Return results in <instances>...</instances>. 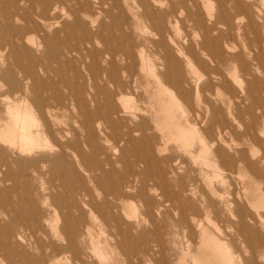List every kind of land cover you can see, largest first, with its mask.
Segmentation results:
<instances>
[{
	"label": "rangeland",
	"instance_id": "374dc122",
	"mask_svg": "<svg viewBox=\"0 0 264 264\" xmlns=\"http://www.w3.org/2000/svg\"><path fill=\"white\" fill-rule=\"evenodd\" d=\"M38 1L0 0V116L2 117L6 115L7 104L14 99L26 98V102L36 114V124L42 121L37 109L39 99L44 104L53 103L57 106L56 94L65 96L69 92H75L78 87H81L82 94L89 99L88 95L97 93L96 85L100 84V81L92 78L95 73L93 63L95 57L91 58V56L95 51L103 49L107 43L124 41L126 44L127 35L141 41V46L145 44L148 48L152 46L151 41L155 42L159 39L154 26L145 17H142V25L138 23L128 8H124L121 14L114 8L115 17L108 15V11L111 10V0L107 4H102V0H61L57 2L59 5L57 10L47 16V22L38 27L37 24H42L41 19L32 9V5L39 8ZM130 1L137 4L133 0ZM172 1L176 5V14H179L181 8L179 1ZM195 1L198 4L196 8L186 6L193 15V21L188 19L185 12L183 16L178 15V22L173 18L174 25L182 31L172 30L165 23L167 33L177 37L171 41L179 42L185 48L193 46L194 49L189 48L187 54L193 62L195 72L188 66L187 59L180 56L174 48L170 60L171 70L177 67V61L182 76L188 80V83L184 82L177 88L167 85L178 96L181 104L189 109L190 122L196 123L201 133L208 131L204 135L208 138L210 147L203 149L196 143L192 148L194 156H191L184 153L173 141L168 142L160 138L158 132L153 129L148 130L153 136L149 138V142L154 148L149 149L152 152L149 156L151 176L146 180V193L150 197V206L156 217L148 226L149 235L153 239V249L142 253L141 264H191L193 252L186 244L190 238L194 243L199 241L198 223L200 222L230 245L237 263L251 256L249 245L245 242L247 231L238 228L239 218L233 217V210L236 205L247 206L243 182H241L242 176L251 180L253 186L260 185L262 189L264 180L260 177L252 178L248 170L239 167L238 163L223 164L220 166L221 169L213 165L214 147L212 148L210 122L213 113L209 102L212 106L223 108L225 110L223 116L233 122L237 131L242 130L239 129L238 121H234L228 115V106L216 101V89L211 88L208 91V79L211 74L207 70V60L210 66L215 65L214 61H211L210 54L216 49L223 50L225 56L239 54L240 66H245L248 73L252 71L258 74L255 77L246 75L245 79L250 82L251 93L254 95L255 112L259 105L264 110L262 94L264 91V0H207V3L203 0V4L200 0ZM168 4L169 0H165L161 8H166ZM208 5L213 7L212 20H209L207 14ZM196 19L204 20L205 34H208L204 38L203 30L193 26ZM54 21L58 23L52 24ZM35 22L37 24L33 25ZM14 35L19 37L15 38ZM181 36H187L189 39H181ZM6 38L10 39V44L5 41ZM204 40L212 50L202 48ZM165 42L169 44L168 40ZM227 44L233 48L230 50ZM90 63L93 65L88 66ZM218 67H221L223 75L229 76L228 68L234 69L235 65L233 62L227 67L226 61H220ZM256 70H260L259 73H256ZM228 79L231 82L229 77ZM196 84L202 91L200 101L196 97ZM185 85H188L187 88ZM133 93L138 97V105L141 108L151 101L145 94L139 96L142 91ZM182 95L184 98L181 97ZM69 103L70 101L66 100V104ZM54 110L60 122L55 126L62 127L68 139L74 138L78 130L74 120L80 118L77 110L73 109L72 105ZM137 114L142 116L140 113ZM248 118L247 116L243 119L247 121ZM138 119L134 120L138 121ZM150 119L151 117L147 116L148 123L152 127ZM256 130L259 131V127ZM135 138H139V134H136ZM95 139L114 160L125 157L127 161L125 163L131 164L135 170L140 171L138 157L132 150L133 144L119 142L118 149L114 151L111 149L114 146L113 140L106 142L102 134ZM47 140H43L46 144L33 153L21 154L19 151L8 149L4 152L0 151L2 162L0 176L6 179L5 183L0 184V204L4 208L0 213V249L10 250L12 254L10 257L1 256L0 264H29L40 257L41 248L48 255L44 264H55L59 256L63 259L68 258L67 264H77V258L83 259L84 264H100L92 256L93 248L88 228L92 227L95 238L102 242L100 246L103 244L105 247L113 242L110 238L111 232L115 233L113 226L105 225L107 228L104 226L106 230L103 228V231L98 224H93L89 208L83 202L87 203L91 196L96 197L94 192L90 193L91 196L76 195L75 200L78 202L76 207L69 205L68 201L71 197L79 194V187L72 175L65 173L62 168L76 164V159L67 153L65 161L56 162L49 150L55 141ZM237 141L236 148L247 151L246 160H258L264 156V137L261 142L253 145L243 143L241 136ZM149 142L142 141L139 146L142 148L149 146ZM85 147L87 150V146ZM116 165L122 170L129 169L128 165L121 162ZM262 166L264 169V165ZM139 175L144 178L142 173ZM140 187V182H137L130 196H125L123 199L126 207L128 205L126 210L129 215L131 213L140 215L146 208V203L137 196ZM56 195H61L62 205L59 203L60 199L55 198ZM129 208H132L131 213L128 211ZM118 214L123 226L138 223L134 217L129 219L123 216L121 209H118ZM71 215L78 219H74L70 230H66L65 219ZM9 223L12 231L21 234V238L9 237L11 230L8 228ZM57 224L55 233L53 226ZM10 240L13 242L12 245ZM69 243L73 245L70 250L56 251V246L65 247ZM104 251L105 256L108 257L106 264H140L135 259L127 261L121 255L120 249L106 247ZM258 259L264 264V253L260 252Z\"/></svg>",
	"mask_w": 264,
	"mask_h": 264
},
{
	"label": "bare ground",
	"instance_id": "6f19581e",
	"mask_svg": "<svg viewBox=\"0 0 264 264\" xmlns=\"http://www.w3.org/2000/svg\"><path fill=\"white\" fill-rule=\"evenodd\" d=\"M59 1L61 0H39V8L32 5L34 14L38 15L42 23L40 25L35 22L33 25L37 24L38 27L44 25L47 22V16L57 10L59 6L57 2ZM111 1V10L108 11V15L115 17L114 8L118 9L120 14L124 8H128L138 23L142 25V17H145L154 26L157 35H159L158 41H151L152 46L148 48L145 44L141 46V41L134 40L132 36L127 35L126 44H124V41H120L119 43L114 42L112 44L107 43L103 49L95 51L94 55L90 52L93 55H90L91 58L95 57V61L93 62L95 73L92 75V78L100 81V84L98 83L96 85L97 93L89 94V99H86L85 95L82 94L81 87H78L75 92L67 93L65 96L58 93L55 96V102L58 107L53 103L52 105L44 104L39 99L37 109L42 121L38 124H36V114L32 110L31 105L26 102V98L9 101L5 109L6 115L4 114L5 116L3 115V117L0 116V151L4 152L8 149L19 151L21 154L33 153L46 144V142L43 143V140L52 139L55 141V144L49 150H51L54 156L53 159L56 162L65 161L67 153L74 156L76 164H70L62 168L65 173L67 172L72 175L79 187V194H74L75 196L73 195L71 197L70 201H68L69 205L76 207L78 204L75 200L76 195L82 196L87 194L91 196L90 193L94 192L96 197L91 196L87 203L82 201L89 208V214L93 224H98L100 230L105 225L111 224L115 232L114 234L111 232L110 238L113 241L112 244L108 240L106 242L109 244L104 247L103 244L100 246L102 243L101 240L95 238V232H93L92 227L88 228L91 236V247L93 248L92 256L100 264H106L108 257L105 256L104 250L106 247H113L115 250L120 249L121 255L127 261L130 262L135 259L141 264L143 263L142 253L146 252V250L150 251L153 249V239L149 235L150 231L148 230V226L155 221L156 217L150 206V197L146 193V180L151 176L149 156L152 155V152L149 149L153 150L154 148L152 147L153 144L149 142V138L153 136L149 134L148 130L153 129L158 132L160 138L168 142L173 141L184 153L190 154L191 156H194L192 148L196 143L200 144L203 149L210 147L209 140L204 135L208 131L201 133L197 124L190 122L188 118L190 113L189 109L181 104L178 96L167 85L169 84L177 88V86H182L184 82L188 83V80L182 76L177 61V67L171 70L170 60L174 48L180 56L187 59L188 66L194 72L195 69L193 62L190 60V56L187 54L189 48L194 49L193 46L191 45L185 48L179 42L171 41L177 39V37L175 38L174 35L171 36L167 33L165 23L172 30L174 29L177 32L182 31L174 25L173 18L178 22V15L183 16L185 12L188 19L193 21V15L190 14L189 7L186 6L190 5L196 8L198 4L195 0H178L181 8L179 14H176V5L172 0H169V4L163 9L161 7H163L165 0H133L137 2L136 5L130 0ZM200 1L203 4V0ZM101 2L102 4H107L109 0H102ZM207 2V0H204V3ZM137 10H140V12ZM212 11L213 7L210 5L207 13L209 14V20L213 18ZM55 23H58V21L52 22V24ZM193 26L194 28H201L203 30V38L208 35L207 33L205 34L204 20L196 19L193 22ZM13 37L16 38L19 36L14 35ZM181 39L189 38L187 36H181ZM165 40H168L169 44ZM5 41L10 44V39L6 38ZM227 47L230 50L233 48L228 44ZM202 48L212 50L205 40L202 43ZM223 53V50L216 49L210 54L211 61L215 63L214 66H210V62L207 60L209 62H207V70L211 74V77L208 79V91L211 88L216 89V101L228 106V115L234 121H238L239 129L242 131H237L233 122L223 116L225 115L222 114L225 111L223 108L212 106L211 102H209L213 113V117L210 120L212 148L214 147L212 151L213 165L221 169L220 166H223V164L238 163L239 167H245L248 170L252 178L260 177L264 180V169L262 166L264 165V156L260 159L257 158L258 160H246L247 151L236 148L238 143L237 138L239 136L243 138V143L249 145L261 142L262 137H264V110L259 105L256 107L255 112L254 95L251 93L250 82H247L245 79L246 75L255 77L258 74L252 71L248 73L245 66H240L238 63L240 62L238 60L240 57L239 54L225 56ZM220 61H226L227 67L231 66L234 62L237 68H228L227 73L229 76H225L222 73L221 67H218ZM91 64H88V66ZM259 71L256 70V73H259ZM228 77L231 79V82ZM232 83L236 88H234ZM139 91H142L140 95L138 94L140 97L145 94L152 101L142 108L138 105V97H135L133 93ZM195 91L196 97L200 101L202 91H200L197 84L195 85ZM262 94L264 95V91ZM181 97L184 98L183 95ZM66 100L70 101L69 105H72L73 109L77 110V115L80 116L79 119L75 118L74 120V125L78 127L75 137L69 139L67 138L66 131L62 130V127L55 126L59 125L60 122L54 109L68 108L69 105L66 104ZM129 107L132 109H129ZM178 111L180 114H178ZM137 113H140L142 116H138ZM198 115L199 113H197ZM147 116L151 117L150 123L152 127L148 123ZM247 116L249 118L246 121L243 118ZM135 118H139L138 121H135ZM257 127H259V131L256 130ZM99 134L104 135L106 142L113 140L114 146L111 149L114 151L118 149L119 142L123 141L126 144H133L132 150L138 157L140 171L135 170L131 164L125 163L127 162L125 157L114 160L111 155L107 154L95 139ZM136 134H139V138H135ZM142 141H148L149 146L146 145L143 148L139 146ZM85 146H87V150ZM118 162L128 165L129 169H119L116 165ZM1 164L2 162L0 160V168L2 166ZM140 173L144 175V178H141ZM5 182V177L0 176V184ZM137 182H140L141 185L137 190V196L146 203V208L140 215H132V208H129L128 211L131 213L129 215L126 210L128 205L126 207L123 199L125 196H130ZM241 182H243V192L247 206L236 205L233 210V217L239 218L238 228L247 231L245 242L250 248V258L244 259V261L241 260V263H237L230 245L219 237L217 233L207 229L200 222L198 223V228L200 229L199 241L194 243L192 241L193 239L190 238L186 244L193 252V262L191 264H261L258 256L260 252L264 253V188L262 189L260 185L253 186V182L243 176ZM55 198L60 199L59 203L62 205V202H60L62 200L61 195H56ZM3 209L0 204V213H2ZM118 209H121L123 216L129 219L134 217L138 223L136 225L126 224V226H123L120 222ZM76 218L74 215H71L65 219L64 228L70 230ZM10 225L11 223L8 225L9 229H11ZM57 226L58 224L53 226L55 233L57 232ZM105 227L107 228V226ZM13 236L17 239L22 237L21 234L14 233L11 229L9 237L12 239ZM17 239L15 240L17 241ZM12 243V240H10V245ZM193 243L194 245H192ZM71 248H73L72 243H69L65 247L59 245L56 246V251L60 252L65 251V249L70 250ZM11 255L10 250L5 248L0 249V257H10ZM47 258L48 255L41 248L40 257L31 261L29 264H44ZM67 261L68 258L65 257L63 259L59 256L55 264H67ZM76 263L84 264V260L77 258Z\"/></svg>",
	"mask_w": 264,
	"mask_h": 264
}]
</instances>
